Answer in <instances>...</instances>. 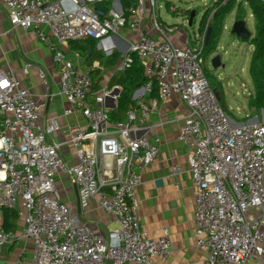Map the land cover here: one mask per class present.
Returning a JSON list of instances; mask_svg holds the SVG:
<instances>
[{
	"label": "built area",
	"instance_id": "2783aa9c",
	"mask_svg": "<svg viewBox=\"0 0 264 264\" xmlns=\"http://www.w3.org/2000/svg\"><path fill=\"white\" fill-rule=\"evenodd\" d=\"M100 4L108 5L102 17L95 12ZM156 6V0H133L127 9L119 0H0V21L4 16L10 30L31 31L52 53L58 94L70 105L64 115L77 107L87 120L85 127L68 128L76 164H67L59 147L46 142V135L58 129L56 122H42L35 96L12 73L0 71V209L19 206L23 226L17 238L31 246L27 264H163L169 257L167 229L152 240L140 227L135 196L140 174L132 171L134 162L142 172L156 161L158 141L137 135L132 109L124 121L109 120L105 100L117 98L109 90L92 95L89 104L94 67L79 69L57 47L103 41L123 29L134 38L111 73L125 72L136 57L146 78L142 94L156 84L160 100L176 95L185 107L177 139L188 149L186 165L194 187L192 239L196 249L206 252L204 264H252L264 256V120L230 119L206 81L202 52L214 10L203 32L194 34L190 45L178 46L168 37L179 27L158 22ZM114 48L103 51L111 55ZM31 67L25 63L24 72ZM39 78L45 82L42 73ZM148 112L142 106L141 117ZM103 159L112 161V178L106 179ZM179 174V167L171 168V177ZM56 175L75 187L80 215L96 201L117 228L104 234L91 231L60 201ZM14 240L16 236L0 229V249Z\"/></svg>",
	"mask_w": 264,
	"mask_h": 264
},
{
	"label": "crops",
	"instance_id": "0c3cea01",
	"mask_svg": "<svg viewBox=\"0 0 264 264\" xmlns=\"http://www.w3.org/2000/svg\"><path fill=\"white\" fill-rule=\"evenodd\" d=\"M127 2L128 5L125 9L132 6L133 0ZM98 8L103 12L108 8V5L100 4ZM247 16L252 19L250 11H247ZM143 28L146 29V22H144ZM44 31L46 32V30ZM133 38V32L123 29L118 35H112L103 41L86 39L70 42L65 46L57 44V47L63 50L72 64L79 69L85 70L91 66L90 68L102 70L103 67L95 57L110 56L103 51V48L115 47L112 49V53L120 55ZM168 38L178 46L184 42L189 45L191 43L188 40L189 36L181 29H177ZM84 42H91L93 48H88L86 55L82 56L80 52L84 50L85 45L82 44ZM91 51L93 61L91 65H88L87 59ZM25 63L32 65L26 73L23 70ZM0 71L12 73L20 85L35 96L39 103L40 120L42 122L53 120L58 126L57 130L46 135V142L59 147L58 153L64 162L71 165L76 164L75 150L70 144L68 128L70 126L85 127L87 120L77 107L72 114L64 115V111L69 109L70 105L58 94V69L52 62V53L37 40L31 31L10 30L4 16L0 21ZM111 71L112 68L104 73L103 80L99 83V90L96 92L107 89L112 95H117L116 99L107 98L105 100L108 116L111 111L116 109L117 99L121 93V87L115 83L109 87V82L115 75ZM40 73L44 75L45 82L40 80ZM141 88L142 86L133 92L128 109H132L136 115L134 127L140 129L137 135L146 136L151 143L154 140L158 141L159 156L149 168L142 172L136 168V162L132 168L134 173L140 174V183L135 189L140 227L152 240L159 238L163 229H167L169 232L170 254L163 264H204L206 252L196 249L192 239L194 187L186 165L188 149L177 139L185 107L176 95L160 100L156 85H154V91L151 90L143 94L140 91ZM116 90L118 92L114 93ZM250 94L251 92L248 97ZM217 97L219 96L217 95ZM88 99V103L92 104L93 96H89ZM247 100L242 107H237V111L239 110L243 114L239 117L232 116V120L238 123L245 121L246 117L257 121L264 120V112L249 111ZM142 106H146L149 110L145 119L141 117ZM125 113L120 115L121 120L112 121L110 116L109 120L112 123L124 121ZM102 164L106 168V179L112 178L113 171L108 168L112 165V161L103 159ZM174 166L179 167L180 174L171 177V168ZM54 185L60 196V201L72 207L73 214L77 217L80 216L82 222L91 231L104 234L117 228V224L98 207L96 201H91L80 215L76 208V189L66 177L56 175ZM18 210V205L14 210L0 209V229L5 226V223L6 226L13 224L8 232L16 236L13 243L0 249V264H27L30 261L31 246L17 238L23 226ZM9 212L15 213L16 217L11 218ZM253 215L257 214L253 213ZM262 262H264V256L261 261L254 260L252 264H262Z\"/></svg>",
	"mask_w": 264,
	"mask_h": 264
},
{
	"label": "trees",
	"instance_id": "16d2710c",
	"mask_svg": "<svg viewBox=\"0 0 264 264\" xmlns=\"http://www.w3.org/2000/svg\"><path fill=\"white\" fill-rule=\"evenodd\" d=\"M128 0H120L123 7L126 8L128 5ZM214 10V13L211 17L210 24L207 29H210V35L207 41V45L204 46L202 52V58L205 61L208 59L216 50L221 32L223 30L226 17L235 12L234 18L235 21L245 22L247 17V11H250L253 19V35L246 41V43L252 46V54L248 63V76L251 84V94L247 100V107L249 111L264 112V3H260L258 0H217L213 3L211 8H208L204 11L198 31L203 32V27L208 19L210 12ZM174 12L173 14H175ZM191 11L185 12L189 16ZM196 16V12L194 11ZM194 16V18H195ZM194 20V19H193ZM85 45L80 52L82 56H85L88 48H93L91 42L82 43ZM92 51L89 54L87 59L88 65H91L92 60ZM120 55L117 53H112L110 56L95 57L97 61L100 62L102 70L92 69L90 71L91 78V95L96 93L99 90V83L103 80L104 73L111 69L116 62L119 60ZM89 66L88 68H90ZM112 83L121 87V93L117 99V107L114 111H111L109 116L112 121L121 120L120 115L124 114L131 104V96L135 90L140 88L146 83V78L144 77L143 68L139 64L136 57H134L133 64L123 73H118L112 76L109 87ZM156 85V84H154ZM154 85L152 90L154 91ZM90 99V98H89ZM87 99V100H89ZM11 218L16 217L15 213L9 212ZM2 228L5 232H8L13 226L4 224Z\"/></svg>",
	"mask_w": 264,
	"mask_h": 264
},
{
	"label": "rangeland",
	"instance_id": "374dc122",
	"mask_svg": "<svg viewBox=\"0 0 264 264\" xmlns=\"http://www.w3.org/2000/svg\"><path fill=\"white\" fill-rule=\"evenodd\" d=\"M215 0H156V18L160 23L170 26L177 25L179 29L186 32L191 41L194 34L198 32L201 17L204 11ZM176 13H172V8ZM195 11L196 16L190 27L187 25L188 17L185 12ZM233 11L225 19V24L218 42V54L221 55V65L214 71L209 58L205 60L202 70L209 86L219 96L218 101L221 109L232 119V116H241L243 113L237 111L247 100L251 92V84L248 76V63L252 54V46L246 41L238 40L231 34V28L235 21ZM184 20L185 23H184ZM247 30L253 35V20L248 16L245 18ZM249 40V39H248Z\"/></svg>",
	"mask_w": 264,
	"mask_h": 264
},
{
	"label": "water",
	"instance_id": "95a60500",
	"mask_svg": "<svg viewBox=\"0 0 264 264\" xmlns=\"http://www.w3.org/2000/svg\"><path fill=\"white\" fill-rule=\"evenodd\" d=\"M95 12L98 14L99 17L103 16V12L100 9H95ZM194 11H191L190 15L188 16L187 25L190 27L193 23L194 19ZM231 34L234 35L238 40L246 41L251 37V33L247 30L246 24L243 21H234L232 28H231ZM210 35V29H207L206 35H205V41L204 45H207V41ZM218 48H216L215 52L209 57V64L211 68L216 71L218 68H223L221 65V55L218 54ZM89 52V50H88ZM114 91V93H117ZM215 92V91H214Z\"/></svg>",
	"mask_w": 264,
	"mask_h": 264
}]
</instances>
